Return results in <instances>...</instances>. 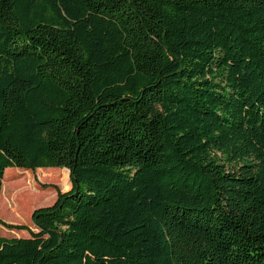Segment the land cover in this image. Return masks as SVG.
I'll return each mask as SVG.
<instances>
[{"label": "trees", "instance_id": "16d2710c", "mask_svg": "<svg viewBox=\"0 0 264 264\" xmlns=\"http://www.w3.org/2000/svg\"><path fill=\"white\" fill-rule=\"evenodd\" d=\"M8 167L0 264H264V0H0Z\"/></svg>", "mask_w": 264, "mask_h": 264}, {"label": "rangeland", "instance_id": "374dc122", "mask_svg": "<svg viewBox=\"0 0 264 264\" xmlns=\"http://www.w3.org/2000/svg\"><path fill=\"white\" fill-rule=\"evenodd\" d=\"M44 168H51V167H44ZM55 168H59V167H55ZM7 170H10L7 173L8 181H11L13 179L24 178L25 175H28L27 181H29L31 183V184H29V186L32 187L33 189H36V190L40 191L41 193H43V196H45L46 198H49V200L42 205H35V206L30 207V208H26L25 210L23 209L21 211L22 215H18L17 213H15V215L3 213V211H5V209L7 208V202H5V200H7V198L10 196L13 188L11 186V182H7L6 184H2V179H1L0 219L6 223H9V224H26V225L33 228V225L31 223L32 211L35 208H38L41 206L51 205L56 199L57 190H59L61 192H65V191L62 190V188L58 185L57 181H55V180L40 179L37 168L34 170L29 169V172H26L22 168L8 167L4 170L3 176L6 174L5 171H7ZM3 176H2V178H3ZM68 179H69L70 188H71L69 170L67 168H63L62 173H61V177H60V182H61V185L63 186V188H66L68 186ZM69 189H67V191ZM4 229H6V228H4L3 226L0 225V236H8V237L9 236H21L24 234L20 230H12V229L4 230Z\"/></svg>", "mask_w": 264, "mask_h": 264}, {"label": "crops", "instance_id": "0c3cea01", "mask_svg": "<svg viewBox=\"0 0 264 264\" xmlns=\"http://www.w3.org/2000/svg\"><path fill=\"white\" fill-rule=\"evenodd\" d=\"M55 168V167H54ZM64 191H67V190H64ZM24 234H23V236H25L27 233H26V231H22Z\"/></svg>", "mask_w": 264, "mask_h": 264}]
</instances>
